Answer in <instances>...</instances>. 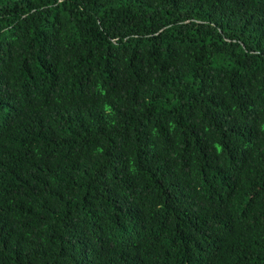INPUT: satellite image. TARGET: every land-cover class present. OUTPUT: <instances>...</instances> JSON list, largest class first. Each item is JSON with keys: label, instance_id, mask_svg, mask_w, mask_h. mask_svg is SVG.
Listing matches in <instances>:
<instances>
[{"label": "trees", "instance_id": "trees-1", "mask_svg": "<svg viewBox=\"0 0 264 264\" xmlns=\"http://www.w3.org/2000/svg\"><path fill=\"white\" fill-rule=\"evenodd\" d=\"M0 264H264V0H0Z\"/></svg>", "mask_w": 264, "mask_h": 264}]
</instances>
